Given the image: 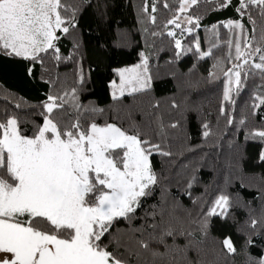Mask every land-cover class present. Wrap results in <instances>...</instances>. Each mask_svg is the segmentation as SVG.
Returning <instances> with one entry per match:
<instances>
[{"label": "trees", "instance_id": "obj_1", "mask_svg": "<svg viewBox=\"0 0 264 264\" xmlns=\"http://www.w3.org/2000/svg\"><path fill=\"white\" fill-rule=\"evenodd\" d=\"M180 2L155 0L153 12V0H66L69 14L75 11V27L68 33L57 32L58 54L50 49L42 53V62H33L0 53V118L15 114L23 134L32 136L43 123L42 106L48 95L76 88L81 105L104 109L95 116L99 123L107 120L124 128L138 127L154 143H161L157 123L162 120L166 132L162 147L172 155L151 157L160 183L153 186L152 195L142 198L131 222L118 220L111 231L118 230L134 247L140 233L132 230L151 223L146 215L154 206L157 210L163 206L174 214L178 226L192 233L177 237L176 242L181 247L192 242L187 258L193 264H259L264 260V161L260 159L264 140L252 138L251 133L264 130V105L253 107L259 103L256 97L264 94V80L258 70L253 69L246 79L242 71L239 91L233 84L231 100H224V72L242 63L234 59V47L229 59L226 42L234 35L224 25L240 21L250 39L259 38L264 20L254 7L243 15L237 12L239 0H225L226 6L222 0H197L183 13ZM175 16L180 28L167 24ZM189 28L191 32L184 30ZM176 39L181 49L175 47ZM197 40L200 52L211 51V55L200 56ZM144 58L151 87L113 100L110 82L116 78L115 70ZM251 62H260L258 54ZM173 123L177 127H168ZM221 195L229 198L227 212L208 217L205 233L192 221L207 216ZM226 238L231 239L235 253L224 249Z\"/></svg>", "mask_w": 264, "mask_h": 264}, {"label": "snow or ice", "instance_id": "obj_2", "mask_svg": "<svg viewBox=\"0 0 264 264\" xmlns=\"http://www.w3.org/2000/svg\"><path fill=\"white\" fill-rule=\"evenodd\" d=\"M196 3L197 0H181L179 11L183 13ZM222 6H226L225 0ZM164 7H168L167 3ZM252 7L264 20V0H239L237 12L243 15ZM152 11H156L155 0ZM69 12L66 0H0V53L33 62H42V53L50 49L58 54L57 32L68 33L75 27V11ZM178 19L175 16L167 24L180 28ZM185 19L193 23L191 17ZM151 20L154 22L155 17ZM248 20L256 24L251 15ZM224 26L234 35L226 42L229 59L233 58L234 47V59L242 61L224 72V100L229 101L232 85L239 91L243 84L242 71L246 79L253 69L258 70L264 80V28L259 38L250 39L240 21H228ZM167 34L176 35L172 31ZM175 47L181 49L179 39ZM195 48L201 57L211 55V51L200 52L198 40ZM257 54L260 62H251ZM54 58L59 60L60 56ZM246 65L248 69L244 71ZM117 75L119 84H111L113 100L151 87L146 58L141 64L118 69ZM256 100L259 103L254 108L264 105V94ZM172 106L178 107L175 103ZM42 107L43 123L36 126L32 136L23 134L15 114L0 118V264H193L187 258L192 242L183 247L176 242L177 237L192 233L182 224L178 226L174 214L163 206L158 210L154 206L146 215L145 220L150 217L151 223L132 230L140 233L134 247L124 241L118 230L111 231L118 220L131 222L142 198L152 195L153 186L160 183L151 157L154 153L172 155L162 147L166 136L162 120L157 123L161 143H154L138 127L124 128L107 120L97 122L95 116L103 114L104 109L81 105L76 88L62 95H48ZM168 127L175 128L177 124ZM208 134L204 132L205 137ZM251 136L264 140V130ZM260 159L264 161V152ZM228 206L229 198L221 195L207 216L192 223L206 233L208 217L225 215ZM222 244L227 253L236 252L231 239H224Z\"/></svg>", "mask_w": 264, "mask_h": 264}, {"label": "rangeland", "instance_id": "obj_3", "mask_svg": "<svg viewBox=\"0 0 264 264\" xmlns=\"http://www.w3.org/2000/svg\"><path fill=\"white\" fill-rule=\"evenodd\" d=\"M142 60H143V59H140V60L136 61V62L133 63V64L126 65V66H123V67L117 68V69L115 70V72H116V78L113 79V80L110 82V95H111V97H112V92H113V88L111 87L112 82H113V81H116V83L119 84V77H118V75H117V70H118V69H122V68L133 67V66H135V65H137V64H141V63H142ZM90 103L93 104V102H91V101H90ZM219 211H220V209H219L217 212H219Z\"/></svg>", "mask_w": 264, "mask_h": 264}]
</instances>
